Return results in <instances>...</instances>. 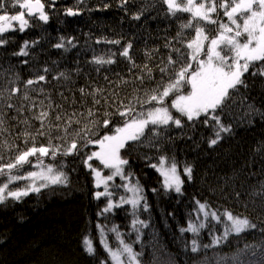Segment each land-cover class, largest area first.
I'll use <instances>...</instances> for the list:
<instances>
[{"label":"trees","instance_id":"1","mask_svg":"<svg viewBox=\"0 0 264 264\" xmlns=\"http://www.w3.org/2000/svg\"><path fill=\"white\" fill-rule=\"evenodd\" d=\"M13 2L8 0L6 4L10 15L18 11L11 7ZM42 3L47 22L30 18L23 32L13 28L0 34V39L8 41L0 46V93L3 94L0 119L4 121L2 128L6 129L0 131V164L14 162L20 151L33 144L39 147L51 143L58 149L55 159L37 154L29 158L30 164L23 165L19 171L12 169L10 174L27 175L36 170L35 163L44 161L55 171H63L67 183L49 185L19 200L9 197L0 203V264H101L102 261L112 264L100 239L104 231L109 246L117 249L113 228L134 252L141 253L140 264H217L219 258L235 255L246 244L259 245L264 241V233L260 231L264 228V213L258 208L254 210L247 196L257 181L264 180V152L256 151L264 143L261 115L264 76L251 75L254 68L244 74L247 87L240 86L233 95L234 103L230 102L229 107L218 113L222 123L231 126V132L221 133L223 139L217 145L209 146L217 130L215 121L209 119L205 124L201 116L190 122L182 118V127L174 124L158 127L159 135L146 130L139 141H129L121 149V158L128 161L123 166L124 177L138 185L143 197L138 211L122 206L104 212L109 200L96 198L99 190L92 169L104 174L107 171L93 159L88 161L92 168L84 163L88 155L97 151L95 143H87L88 140L113 135L132 116L147 114L152 107H158V101H145L155 94L154 89L162 91L158 85L174 80V71L188 61L191 49L187 44L195 38L197 27H202L209 37L217 35L219 25L225 20L221 18L222 9L214 13L217 23L213 24L194 20L187 12L177 11L172 15L162 0H128L123 7L122 0H42ZM69 8L80 17L69 19L66 16ZM141 11L139 20L132 18ZM189 23L190 27H182ZM62 37L65 47L55 48ZM25 41L29 54L13 55ZM129 43L131 60L120 55ZM94 57L111 58L115 62L98 65L92 63ZM169 57L178 62L170 65ZM189 62L195 68L196 62ZM45 68L49 69L47 73ZM162 68L166 69L163 73ZM62 72L70 78L61 77ZM39 75H45L46 80L26 85L27 80H36ZM13 88L20 91L12 94L8 90ZM80 89H84L83 94ZM188 90L185 87L182 92L186 94ZM25 94L28 100L23 98ZM8 104L14 107L9 108ZM45 111L49 117L43 119L42 129L41 120L36 117ZM120 112L127 114L122 117ZM56 115L62 119L56 121ZM69 117L79 123L68 127ZM105 120L110 121L108 126L104 125ZM55 124L60 128L51 129V141L47 135H37V130L48 132ZM65 127L67 132L63 130ZM26 132L35 141L25 136ZM73 140L78 151L61 155ZM162 157L167 166L173 162L177 165L184 180L181 193L167 190L157 167H152ZM185 166L193 168L191 180L183 174ZM7 180L8 176H0V185ZM25 182L11 183L9 187L22 189ZM197 201L205 203L221 219L218 222L208 218L198 235L182 233L181 229L187 228L189 222L199 226L195 216ZM225 210L248 216L257 228L239 235L231 233L227 240L204 248L213 237L223 236L227 222L223 216ZM133 219L144 221L147 227L137 224L138 233ZM85 237L92 240L95 255L84 251ZM193 239L200 245L197 253L191 251ZM251 251H257V257L261 255L257 249L250 248L242 259H256L251 257Z\"/></svg>","mask_w":264,"mask_h":264},{"label":"snow or ice","instance_id":"2","mask_svg":"<svg viewBox=\"0 0 264 264\" xmlns=\"http://www.w3.org/2000/svg\"><path fill=\"white\" fill-rule=\"evenodd\" d=\"M8 0H0V34L7 32L12 27V22H19V31L23 32L25 27L29 25L28 17L38 15V19L47 22L48 16L45 14V5L42 0H14L11 7L18 9L16 14H8V8L6 7ZM128 0H122L121 7L126 4ZM164 4L167 5L168 11L175 15L177 11L191 13L192 17L199 18L201 20L208 21L210 23H217L216 20L211 19L212 13H216L217 9H223V14L228 18L232 25H235V30L226 24L221 23L215 37H209L204 34V29L202 27H197L195 29V38L192 39L187 47L191 49L188 61L180 64V67L174 71V80H170L167 85H158V88L162 87V91L153 90L155 94H152L145 103H150L152 101H158L161 106L152 107L147 111L145 116L144 113H140L138 116H132L130 119L126 120L122 127H117L115 129V134L105 135L98 140H88L87 143L99 144L100 151L92 152L91 155L87 156L84 163L92 168V165L88 163L93 158H96L100 163L109 169H114L112 175L106 178L101 177V173L92 169L96 177V186L99 187L101 183L105 184L104 192H96L95 196L99 199L101 196L108 195L111 193L107 192V181L112 180L114 175H123L122 165H126L128 161L121 158L120 150L125 148L128 141H139L141 137L146 135V130L152 132L153 135H159L156 128L168 126L170 123L174 124L176 127H182V118H186L187 121L199 120L201 116L204 117L203 123L208 124L209 119L215 121V126L217 130L215 131V138L210 139L209 146H215L218 142L223 139L221 133H230L231 126H226L221 121V117L218 114L223 112L227 107L230 106V102L234 103L233 95L238 90L240 86L247 87L245 80L243 79L244 74L249 72L250 68H254L255 71L251 72V75L264 76V0H202L200 3H195L194 0H187V3L181 7L177 4L176 0H162ZM107 7V5H105ZM26 10V11H25ZM78 12L73 9H67V15L74 16ZM143 15V11L135 14L132 18L139 20ZM191 23L182 25V27H190ZM231 34V35H230ZM179 35V33H178ZM205 41H208L205 47ZM109 43H119V41H108ZM8 43L6 39H0V46ZM69 44H72L71 40H68ZM99 43V41H97ZM75 45H73L74 47ZM223 46V47H221ZM28 47V42L25 41L24 46L19 52L13 53V55L27 56L29 53L26 51ZM55 48H64L63 37L61 42L54 45ZM132 44L129 43L123 51L120 53L123 57L131 60L130 49ZM219 49V50H218ZM67 50V49H65ZM176 51H179L178 49ZM223 53V54H222ZM200 54L206 56V59H199ZM196 61V67L189 61ZM243 61V63H241ZM115 61L111 58L105 60L103 57H94L92 63L103 65L112 64ZM178 61L173 60L169 57V64L174 65ZM27 63V61H25ZM259 65V66H257ZM146 67V66H145ZM49 69L45 68L44 72L47 73ZM162 73L166 69L160 70ZM61 77L69 79L65 73H60ZM45 75H39L36 80L29 79L26 81V85H32L39 81H45ZM188 88L187 94H183L182 89ZM10 93L14 94L20 91L19 88H13L8 90ZM81 93H84V89H80ZM99 91V90H97ZM2 93H0V98H2ZM170 95H174V99L171 100V104L165 105V98ZM28 100L27 94L23 97ZM94 103L98 104V100H94ZM9 108L14 107L12 104L7 105ZM170 109H175L179 116H174ZM132 111L131 108L128 109V113ZM258 111V110H254ZM127 113L120 112V116H125ZM75 115V114H73ZM88 115H92V111L89 110ZM264 116V113L261 114ZM49 117V112H41L36 119L41 120V128L43 129V119ZM62 117L60 115L55 116L56 121H60ZM4 121L0 119V131L6 129L2 128ZM67 126L70 127L72 123H79V121H73L71 117L67 120ZM105 126H108L110 121L105 120ZM153 127H149V126ZM52 128L59 130V124L51 125L48 132L37 130V135L39 136H49V141H51V136L49 135ZM67 132V127L63 129ZM90 131V130H89ZM77 136L80 135L78 131ZM86 135V134H85ZM25 136L29 137L31 140L35 141V137L30 133L26 132ZM27 143V141H26ZM87 144L84 145L86 147ZM57 150L51 146L41 145L36 147L33 144L32 147L26 150L20 151L14 159V162H9L7 164H0V176H8L7 182L0 185V203L5 202L9 197L19 200L23 196H27L29 191L39 192L40 188L34 186H26L25 189L9 190V185L13 181H18L22 179H32L33 181L39 177L45 181H49L51 184L67 183V176L63 171H55L52 165L45 166V170L41 172H29L27 176L23 175H11V170L16 169L19 171L20 168L25 164H30L31 161L29 157L37 156H48L51 155L55 159ZM78 151V144L73 140L69 146L61 153V155H70L73 152ZM257 152H264V143H261L256 148ZM42 163V162H41ZM166 163L165 158L160 159V167L158 170L164 177V186L166 189H174L176 193L182 192V185L184 180L181 175L177 172V165L175 162L171 163L167 168L164 167ZM156 168L157 165H152ZM8 170V171H5ZM184 176L188 180L193 178V168L191 166H185L183 169ZM42 187L47 186V184L41 185ZM133 193L131 199L121 200L128 204H131L134 210L138 211L139 205L143 200L142 196H138L140 189L138 187H133L129 189ZM239 195V193H237ZM249 201L254 206V210L258 208L261 213H264V180H259L255 185L252 186V190L247 193ZM199 206V211L203 212L205 219L211 216L213 219L220 221V216L217 215L215 211H207L208 207L205 203H200L197 201ZM118 206V205H116ZM114 207L111 200L108 201L107 206L103 209L104 212H108ZM247 208L248 205L245 204ZM145 210L147 209V204H144ZM136 216V211L133 212ZM223 216L226 218L225 228L223 236H215L212 238V242L209 245H204V248H210L218 245L221 240H227L231 233L237 235L244 233L251 229H256L257 224L253 223L248 216L234 215L231 211L225 210ZM133 227L139 233L140 229L136 228L137 224L142 227H147L144 221L139 219H133ZM205 227L204 223H200L197 227L194 223L189 222L187 228H182L181 232H192L195 235L199 234V229ZM112 231L117 232L116 228ZM260 231L264 233V228ZM117 239L120 240V234L117 232ZM139 239V236H137ZM101 244L104 249L108 252L109 257L113 264H140L138 257L141 253H136L130 244L124 243L120 240L122 247L117 248L113 251L106 240L103 237V232L101 231ZM84 251L92 256L95 255L96 249L93 246V242L88 237L83 239ZM250 248H255L260 251L261 255L257 257V251H251V257L256 259H249L245 261L242 259L248 253ZM200 250V245L197 240H192L191 251L197 253ZM126 255L127 261L122 259ZM101 264H107V261H102ZM217 264H264V241L259 245H248L246 244L243 249H240L235 255L231 257H221L217 260Z\"/></svg>","mask_w":264,"mask_h":264},{"label":"rangeland","instance_id":"3","mask_svg":"<svg viewBox=\"0 0 264 264\" xmlns=\"http://www.w3.org/2000/svg\"><path fill=\"white\" fill-rule=\"evenodd\" d=\"M176 2H177V4H179V5H181V7H183L186 3H187V0H176ZM194 2L195 3H200V2H202V0H194ZM190 16H191V18H193L192 17V15H191V13H188ZM211 15V19H213V20H216V19H214V13H212V14H210ZM221 18L222 19H225L224 21H223V24H226V25H228L229 27H232L234 30H235V25H232L231 24V22L228 20V18L226 17V16H224V14H223V9H222V15H221ZM26 19H28V18H26ZM194 19V18H193ZM195 19H199V18H195ZM194 19V20H195ZM199 20H201V19H199ZM204 22H205V20H203ZM206 22H208V21H206ZM208 23H210V22H208ZM13 28H15V29H19V22H12V27L10 28V29H13ZM9 29V30H10ZM205 34V33H204ZM231 35V34H230ZM207 44H208V41H205V47L207 46ZM221 47H223V46H221ZM219 50V49H218ZM192 51V50H191ZM223 54V53H222ZM199 59H206V56H204L203 54H200V56L198 57ZM192 61H194V60H192ZM194 62H196V61H194ZM241 63H243V61H241ZM184 94V93H183ZM187 94V93H186ZM171 97V95L169 96V97H167V98H165V105L164 106H168V105H170L171 104V100L172 99H174V98H170ZM159 105H158V107L159 106H161L160 105V103L159 102H157ZM170 111L172 112V114L174 115V116H176V115H179V113H177L176 111H175V109H170ZM145 116H146V114H145ZM171 124V123H170ZM129 142V141H128ZM95 147H96V149H97V151L96 152H98V151H100V147H99V144H95L94 145ZM121 151V150H120ZM30 158V157H29ZM93 160H95V161H97L98 163H100V161L98 160V159H96V158H93ZM101 164V163H100ZM49 165V163H47V162H37V163H35V167H36V170L35 171H33V172H37V173H39V172H41L42 170H45V166H48ZM101 166H102V168L103 169H105L106 171H107V174H104V171H99L100 173H101V177L102 178H106L107 176H109V175H112L113 174V172H114V169H109V168H105L102 164H101ZM123 166L124 165H122L121 166V168H122V173H123V175L121 176V175H114L113 176V179L112 180H108L107 181V192L108 193H111V195L110 196H108V195H104V196H101V197H105V198H107L108 200H111L112 202H113V204H114V207L112 208V209H114V208H120V207H122V206H128V207H130V208H132V205L131 204H128V203H126V202H123L122 200H121V198L123 197L124 198V200H127V199H131L132 197H133V193L131 192V191H129V189H131V188H133V187H138V185L136 184V183H134V182H132V181H130L128 178H125L124 177V172H123V170H124V168H123ZM160 167V163L157 165V171L160 173V175H161V172L158 170V168ZM164 167L165 168H167L168 166L166 165V163H165V165H164ZM96 171H98V170H96ZM177 172H178V174H180L179 173V171L177 170ZM94 173V172H93ZM24 176H27V175H24ZM162 176V175H161ZM163 177V176H162ZM22 180H25L26 182H25V186L22 188V189H25L26 188V186H29V185H31V186H34V187H38V188H40V190L41 189H43V188H45V187H48L49 185H59V184H51L49 181H45V180H43V179H41V178H39V177H37L34 181L32 180V179H22ZM94 180H95V184H96V177H95V173H94ZM18 181H21V180H18ZM18 181H13L12 183H18ZM44 184H47V186H44V187H42L41 185H44ZM163 186H164V177H163ZM165 187V186H164ZM96 188H97V190H99V192H104L105 191V184L104 183H101L100 184V186L99 187H97L96 186ZM139 188V187H138ZM18 189H20V188H18ZM140 189V188H139ZM9 190H17V189H11V187H9ZM167 190H169V191H174V189H167ZM175 192V191H174ZM29 193H35V191H29ZM29 195V194H28ZM138 196H141V190H140V192L138 193ZM23 197H25V196H23ZM100 197V198H101ZM116 205H118V206H116ZM197 206H198V204H197ZM112 209L111 210H109L108 212H111L112 211ZM206 210L207 211H209V212H211L212 210H210V209H208V208H206ZM195 216H196V219H197V223L198 224H200V223H204L205 224V221L208 219V218H212L211 216H209L207 219H205V217H204V215H203V212H201V211H199V206L197 207V212H196V214H195ZM213 219V218H212ZM213 220H215V219H213ZM216 221V220H215ZM101 230V229H100ZM232 234H235V233H232ZM103 237H104V239L106 240V242H107V244L109 245V243H108V241H107V236H105V234H104V231H103ZM114 237H115V240L116 241H118V244H119V246H118V248L119 247H122V245L120 244V240H121V237H120V240H118L117 239V232L116 233H114ZM100 242H101V239H100ZM102 245V244H101ZM102 247H103V245H102ZM110 247V246H109ZM111 248V247H110ZM103 249H104V247H103ZM112 249V248H111ZM113 250V249H112ZM116 249H114L113 251H115ZM106 251V250H105ZM107 252V251H106ZM108 253V252H107ZM108 256H109V254H108ZM122 259H124L125 261H127V257H126V255L124 256V257H122ZM109 262H111L112 264H113V262L111 261V259H110V257H109Z\"/></svg>","mask_w":264,"mask_h":264},{"label":"water","instance_id":"4","mask_svg":"<svg viewBox=\"0 0 264 264\" xmlns=\"http://www.w3.org/2000/svg\"><path fill=\"white\" fill-rule=\"evenodd\" d=\"M25 11H26V10H25ZM44 11H45V8H44ZM66 16H68L69 19H73V18H76V17H80L79 14L74 15V16H69V15H67V13H66ZM35 17H38V15H34V16H32V17H28V16L26 15V18H28V19H30V18H35Z\"/></svg>","mask_w":264,"mask_h":264},{"label":"flooded vegetation","instance_id":"5","mask_svg":"<svg viewBox=\"0 0 264 264\" xmlns=\"http://www.w3.org/2000/svg\"><path fill=\"white\" fill-rule=\"evenodd\" d=\"M196 67V66H195Z\"/></svg>","mask_w":264,"mask_h":264}]
</instances>
